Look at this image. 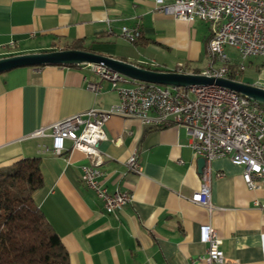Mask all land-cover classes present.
<instances>
[{"label": "crops", "instance_id": "crops-1", "mask_svg": "<svg viewBox=\"0 0 264 264\" xmlns=\"http://www.w3.org/2000/svg\"><path fill=\"white\" fill-rule=\"evenodd\" d=\"M123 26L138 29L140 37L127 41L120 34ZM209 35L207 23L164 15L156 11L154 0H0V58L81 42L93 53L135 65L164 71L180 66L193 73L207 66ZM250 59L249 66L263 77V60ZM240 76L236 79L242 82ZM85 77L95 80L80 66L61 65L0 74V167L22 158L40 159L43 187L34 202L59 236L69 264H191L205 252L199 227L207 223L222 241L224 264H264L260 191L248 189L243 168L221 157L209 164L214 209L209 213L189 201L201 180L199 157L184 128L109 118L107 139L99 144L105 155L102 182L110 192L132 194V202L113 214L81 183V167L87 164L82 153L70 151L67 142L62 156L41 154L39 145H49L50 139L25 138L91 107L104 109L117 102L107 83L95 95ZM245 83L264 87V79ZM132 153L140 173L125 166ZM217 173L221 176L215 177Z\"/></svg>", "mask_w": 264, "mask_h": 264}, {"label": "built area", "instance_id": "built-area-1", "mask_svg": "<svg viewBox=\"0 0 264 264\" xmlns=\"http://www.w3.org/2000/svg\"><path fill=\"white\" fill-rule=\"evenodd\" d=\"M156 11L187 23L208 24L206 43L207 69L199 74L215 78L237 76L243 61L261 58L264 64V2L257 0H154ZM121 36L129 42L140 37L136 28L123 26ZM236 51V68L216 69L215 58H231L227 49ZM151 63H154L153 61ZM95 80L85 77L87 89L95 95L107 83L117 95V102L102 109L91 107L61 119L49 127H41L25 136L27 139L49 138L40 144L41 154L62 156L69 142L70 151H78L87 159L81 167L80 181L102 203L106 213L113 214L132 202L128 191L110 192L102 182L105 155L99 144L105 141V123L112 116L132 117L150 127L175 125L189 137L193 153L204 159L200 186L189 201L214 209L210 202V168L212 160L227 157L243 168L242 180L251 190H259L264 199V103L218 86H189L186 89L132 80L101 64H81ZM176 72H184L179 66ZM234 80V79H233ZM129 172L140 173L136 153L125 162ZM217 173L215 177H220ZM257 204V202H255ZM199 242L206 246L196 261L224 264L222 241L209 223L200 225Z\"/></svg>", "mask_w": 264, "mask_h": 264}, {"label": "trees", "instance_id": "trees-1", "mask_svg": "<svg viewBox=\"0 0 264 264\" xmlns=\"http://www.w3.org/2000/svg\"><path fill=\"white\" fill-rule=\"evenodd\" d=\"M66 49L91 51L81 42L61 48ZM228 77L237 80L232 74ZM42 187L38 157L22 158L0 167V264H69L59 236L34 202L35 192Z\"/></svg>", "mask_w": 264, "mask_h": 264}, {"label": "water", "instance_id": "water-1", "mask_svg": "<svg viewBox=\"0 0 264 264\" xmlns=\"http://www.w3.org/2000/svg\"><path fill=\"white\" fill-rule=\"evenodd\" d=\"M81 64H101L132 80L163 86L186 89L189 86H218L235 91L252 100L264 103V87L240 82L230 78H215L199 73L157 71L138 65L93 53L91 51L66 49L38 53H26L0 58V74L26 66H76ZM198 168L204 166V159H198Z\"/></svg>", "mask_w": 264, "mask_h": 264}, {"label": "rangeland", "instance_id": "rangeland-1", "mask_svg": "<svg viewBox=\"0 0 264 264\" xmlns=\"http://www.w3.org/2000/svg\"><path fill=\"white\" fill-rule=\"evenodd\" d=\"M227 52L230 55L231 60H232L231 66H233V68H236V61H233V59L236 58V51L228 48ZM250 60L253 61V63H260L262 61L261 58H258V57L251 58ZM243 65H244L243 70H241L239 72V73H241V76L239 79L242 82H247V81H252V80L256 81V80L264 79V76L262 77L257 71L254 70V66L253 67L249 66L250 64L248 63V60L243 61ZM215 66H217V64Z\"/></svg>", "mask_w": 264, "mask_h": 264}, {"label": "bare ground", "instance_id": "bare-ground-1", "mask_svg": "<svg viewBox=\"0 0 264 264\" xmlns=\"http://www.w3.org/2000/svg\"><path fill=\"white\" fill-rule=\"evenodd\" d=\"M246 1H253V0H246ZM259 2H264V0H257ZM231 58H226V57H217L215 58V65L217 64V66H215L216 69H225V67L229 68V66L231 65ZM207 69V66L204 68ZM241 70H237V75L239 74Z\"/></svg>", "mask_w": 264, "mask_h": 264}]
</instances>
